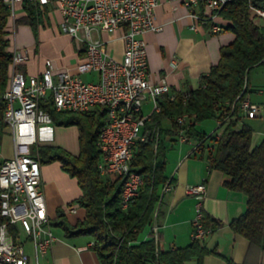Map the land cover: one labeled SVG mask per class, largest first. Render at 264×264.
<instances>
[{
	"label": "trees",
	"instance_id": "1",
	"mask_svg": "<svg viewBox=\"0 0 264 264\" xmlns=\"http://www.w3.org/2000/svg\"><path fill=\"white\" fill-rule=\"evenodd\" d=\"M19 8L23 11L16 23L30 24L37 34L39 26L45 23L40 10L28 1ZM256 8L264 9V0H229L217 10L222 30L234 32L235 39L221 46L219 61L201 76L197 88L176 91L174 99L160 98V111L146 124L150 136L137 142L131 163L132 169L143 175L144 184L139 195L125 208L121 195L124 178H106L99 171L101 149L98 140L107 121L105 109L97 106L88 112L59 111L51 96L41 102L56 124L79 127L77 154L59 145H40L35 157L40 164L59 161L64 171L77 178L82 193L76 201L86 208V217L75 226L65 220L58 224L68 234L91 236L92 247L101 264H183L192 258H197L201 264L204 256L210 253L199 240H192L184 247L161 250L160 232L155 227L164 189L174 180L166 174L167 146L162 134L177 139L182 129L178 118L184 115L187 136L197 141L193 152L208 147L210 166L229 176L226 181L229 188L247 196V208L230 221L231 229L247 238L251 246L264 251V137L254 144L253 128L241 123L245 114L241 103L253 90L250 73L264 66V17ZM9 16L10 8L0 0V141L7 129L4 93L13 56L7 49ZM212 23L208 20L207 26L211 27ZM84 56L85 51L81 58ZM165 118L170 119L172 126L163 132L160 124ZM206 119L218 121L211 133L196 128L197 122ZM156 128L160 130L157 147ZM209 140L211 143L207 145ZM1 163L0 160V167ZM6 220L0 213V224ZM204 223L212 231L221 224L205 215ZM146 229L150 230V237L140 241L139 236ZM12 230L17 233V227L12 226ZM228 264L235 263L230 260Z\"/></svg>",
	"mask_w": 264,
	"mask_h": 264
},
{
	"label": "built area",
	"instance_id": "2",
	"mask_svg": "<svg viewBox=\"0 0 264 264\" xmlns=\"http://www.w3.org/2000/svg\"><path fill=\"white\" fill-rule=\"evenodd\" d=\"M27 1L37 6L43 19L57 23L61 31L81 40L85 56L74 69L56 68L52 59H47V67L40 74L27 75L21 65L30 58L28 49L16 47L12 51L4 119L12 133L13 152L1 163L4 183L0 213L7 220L0 224V264H31L22 233L33 246L35 264L57 240L42 188L41 164L32 152L38 125L53 122L41 106L42 101L51 96L59 111L88 112L97 106L105 109L107 121L98 140L99 171L124 178L121 195L125 208L141 191V173L133 170L131 163L136 144L142 140L143 121L152 119L161 107L160 98L176 96L164 76L157 82L150 79L144 34L162 30L155 15L159 0H9L11 17H16L20 5ZM168 1H181L191 9L195 20L192 28L211 20L214 32L222 30L215 21L217 10L229 0ZM199 6L205 12L194 11ZM256 11L264 17V9ZM118 29L124 31L125 40L121 59L109 54L101 37ZM83 73H95L97 78L85 79ZM147 101L151 109L145 112ZM241 108L248 117H255L261 110L248 98L242 101ZM178 122L182 125L180 141H188L186 118H178ZM159 137L160 130L156 128L157 144ZM187 190L197 198L192 240L203 241L212 232L204 223L206 184L190 185ZM12 226L17 227V233Z\"/></svg>",
	"mask_w": 264,
	"mask_h": 264
},
{
	"label": "crops",
	"instance_id": "3",
	"mask_svg": "<svg viewBox=\"0 0 264 264\" xmlns=\"http://www.w3.org/2000/svg\"><path fill=\"white\" fill-rule=\"evenodd\" d=\"M23 10H17L16 17H8L6 25V38L9 40L7 49L13 51L16 47L26 48L29 51V60L21 65L27 75L40 74L46 67V60L52 59L56 68L74 69L81 58L82 48H75L72 44L64 45L62 41L72 39L67 33H62L60 27L44 19V26H39L35 34L32 26L27 23L17 24L16 19ZM196 12H205L203 6L195 7ZM156 22L162 26L161 31H147L144 34L147 45L150 79L153 82L164 76L173 92L187 91L197 88L200 78L220 59V48L235 39L234 32L220 30L214 32L212 27L205 23H195L191 16V9L181 1L159 0L155 9ZM221 25L222 21L215 19ZM213 22V21H212ZM22 25L26 28H22ZM19 31V33H18ZM32 32L34 35H32ZM124 31L118 29L113 33H103L101 37L106 41L107 51L116 59L123 57L125 40ZM96 36V35H95ZM68 48L67 58L59 56V50ZM71 49V50H70ZM69 57H75L70 62ZM85 79H95V73H83ZM252 87V84H251ZM264 94L263 89H258ZM253 91V90H252ZM247 98L252 101L251 93ZM253 102V101H252ZM261 106V105H260ZM151 109V103H145V112ZM263 115V109L257 116ZM249 117V118H255ZM217 125L218 121L215 120ZM245 122L242 118L241 123ZM169 123V124H165ZM246 123V122H245ZM171 121L165 118L160 127L164 132L171 128ZM162 132V133H163ZM79 127L77 125H61L52 122L37 127L36 143L32 152L37 155L40 145H59L70 152L77 154L80 149ZM172 145L180 144L178 148L176 171L166 174L174 178L173 182L164 189V198L160 212L155 219V227L160 232V249L170 250L187 246L192 242L193 219L196 215V196L188 193V186L201 182L206 184L203 201L204 215L220 221V226L203 239V244L211 250L206 254L201 264H264V251L250 245L247 238L236 234L230 227V221L247 208V196L244 192L231 189L226 181L229 176L210 166L208 154L187 148L186 143L191 140L180 141L164 136ZM264 133L257 134L253 143L258 144ZM165 141V140H164ZM12 133L6 129L0 144V160L10 157L13 152ZM166 144V142H165ZM42 188L44 190L48 215L57 240L46 253L39 257V264H101L97 252L92 247L93 239L86 234H68L58 224L65 220L71 226L86 217V208L81 206L76 199L81 195L82 189L77 178L72 177L63 170L59 161L41 163ZM112 178L114 175H103ZM62 215V216H61ZM150 237V230L146 229ZM147 238V237H145ZM22 239L30 254L31 264H35L36 257L31 242L22 233ZM183 264H200L197 258H192Z\"/></svg>",
	"mask_w": 264,
	"mask_h": 264
},
{
	"label": "rangeland",
	"instance_id": "4",
	"mask_svg": "<svg viewBox=\"0 0 264 264\" xmlns=\"http://www.w3.org/2000/svg\"><path fill=\"white\" fill-rule=\"evenodd\" d=\"M260 22H262V20H259ZM56 24L57 23H53ZM25 28L24 25H22L23 29ZM26 29V28H25ZM19 33V31H18ZM62 33H64L62 31ZM32 35L33 32H32ZM64 43V45H68V44H72L75 48H82L83 46V42L81 40H76L74 38H70L68 40L62 41ZM71 50V49H70ZM59 56H61L62 58H67V56L69 55V50L68 48H65V46H62V48L59 50ZM68 59H70V62H74L75 61V57H69ZM250 84H252V88L253 91L251 93V98L252 101L261 105V108L263 109V115L262 116H257L255 118H249L248 116H246V114H243V119L245 120V122L247 124H249L253 130H254V136L257 134H262L264 133V94H261L259 92L258 89H263L264 90V66H259L257 68H254L251 73H250ZM165 124H169V123H165ZM217 126V123L215 121V119H206V120H202L197 122L196 128L198 130L204 131L206 133H211ZM166 142V146H167V154H166V170L167 172L169 171V173L173 170V172L176 171L177 165L178 163H176L177 161V154H178V148L181 146L180 144L177 145H172V142L169 139H164ZM191 143H186L185 146L188 148H193L194 145H196L197 141L196 139L192 138L190 139ZM2 141V140H1ZM0 141V144H1ZM210 140L207 142V145H210ZM12 146H13V142H12ZM197 151H202V150H196ZM205 152V154L207 155L209 152L208 147L205 148V150H203ZM171 175V173H170ZM149 236V234L147 233V230L143 231L140 236H139V240H144L147 239ZM147 237V238H145Z\"/></svg>",
	"mask_w": 264,
	"mask_h": 264
},
{
	"label": "bare ground",
	"instance_id": "5",
	"mask_svg": "<svg viewBox=\"0 0 264 264\" xmlns=\"http://www.w3.org/2000/svg\"><path fill=\"white\" fill-rule=\"evenodd\" d=\"M5 2H6V4L8 5V7L10 8V16H12V8H11V6H9V0H4ZM6 99V98H5ZM160 109H161V107H159V109L156 111V112H158V111H160ZM179 118H186V116L184 115V116H181V117H179ZM151 119H144V121H143V126H142V140L141 141H143V140H145V139H147L148 138V136H150L149 135V133L151 132L149 129H147V122H149ZM153 131H155V130H153ZM152 131V132H153ZM154 133V132H153ZM152 133V134H153ZM155 146L157 147V139H156V132H155ZM102 137V132H101V134H100V137H99V139ZM153 138V137H152ZM154 140V139H153ZM3 183H4V176H2V168L0 167V187H1V192H2V189H3ZM143 184H144V177H143V175L141 174V188H142V186H143ZM139 195V193H136V194H134V199L137 197ZM133 199H130V202L132 201Z\"/></svg>",
	"mask_w": 264,
	"mask_h": 264
}]
</instances>
